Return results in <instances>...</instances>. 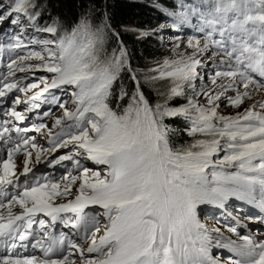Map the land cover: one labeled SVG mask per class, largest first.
Returning <instances> with one entry per match:
<instances>
[{"label": "snow or ice", "instance_id": "obj_1", "mask_svg": "<svg viewBox=\"0 0 264 264\" xmlns=\"http://www.w3.org/2000/svg\"><path fill=\"white\" fill-rule=\"evenodd\" d=\"M201 3L208 6L204 11L181 3V10L166 13L175 18L173 26L177 28L197 14L201 21L197 30L203 38H187L186 48H181L183 41L178 39L174 56L149 69L153 74L145 76V82H170L167 93L162 94L165 102L150 105L117 33L113 35L119 48L111 54L105 52L106 31L110 29L107 21L93 27L83 16L70 31L61 33L55 21L42 28L36 25L42 13L36 0H12L5 10L15 17L10 23H20L22 14L36 31L51 34L52 39L33 38L25 44L14 36L12 42L0 43V53H18L31 44L41 46L40 51L17 54L0 80V103H5L10 93L25 94L23 99L15 95L2 109L10 119L0 124L4 145L0 150L6 151V158L0 160V195L5 197L0 200V210H4L0 212V246L27 248L24 242L31 238L35 241L31 246L40 248L44 258L4 254L0 264H76L74 255L81 264H221L212 254L213 246L235 254L224 264H264V236L257 240L255 235H241L237 227L227 226L239 242L227 237L213 245L210 231L220 233V229L209 230L197 213L204 204L224 208L232 197L264 212V100L234 116L218 112L222 97L227 101L225 107L241 108L264 92V0ZM4 16L0 13V19ZM213 57L220 59L214 61ZM32 60L39 63H28ZM212 63L223 66L212 75V87L202 83L198 88L197 81L206 79L198 69ZM32 71L51 75L24 85L15 78L17 72ZM125 71L136 90L129 95L121 85L114 108L113 86ZM41 84L38 93L27 96ZM53 89L63 91L71 107L67 106L69 99L55 94L45 99L63 113L55 118L52 128L43 122L24 128L15 123L27 119L26 111L40 108L37 101ZM229 92L234 95H227ZM125 97L128 103L121 107ZM173 99L186 102L170 107L168 102ZM29 101L30 107L17 110L16 106ZM52 115L51 109L42 113L43 117ZM166 117L183 118L186 135L204 138L174 147L169 136L173 129L164 123ZM29 132L41 133L51 147L41 148ZM29 149L35 150V163L41 162L44 152L67 149L46 163L54 167L71 161L75 174L67 171L57 180L33 176L27 182L34 154ZM21 152L25 159L17 175L14 154ZM82 161L103 167L93 170ZM8 186L17 190L9 192ZM69 196L72 199H67ZM61 198L67 202L56 203ZM13 205L19 206L18 214ZM97 206L100 211L90 210ZM40 213L50 220L38 219ZM58 223L71 229L80 242L66 232L57 233ZM86 253L95 256L89 258Z\"/></svg>", "mask_w": 264, "mask_h": 264}, {"label": "trees", "instance_id": "obj_2", "mask_svg": "<svg viewBox=\"0 0 264 264\" xmlns=\"http://www.w3.org/2000/svg\"><path fill=\"white\" fill-rule=\"evenodd\" d=\"M188 1L190 0H36L38 7L42 10L36 25L42 28L55 21L58 22L62 33L65 30L70 31L83 16L90 19L93 27L107 21L110 29L106 31L105 52L111 54L113 49L119 48L117 37L113 35V33H117L119 40L123 42V46L127 50L132 71L140 80V91L144 93L150 105L163 104L165 95L162 94L167 93L170 82H164V80L145 82L144 78L153 74L149 72V69L156 67L158 62L174 56L173 47H169L168 43H163L160 40V37L163 38L161 29L175 20L174 17H169L166 13L181 10L178 5L181 3L188 5ZM198 1L201 2V0ZM11 3L12 0H0V6H2L0 12L8 9ZM207 7L204 5L203 9ZM183 10L190 11V9ZM192 15L189 16V24L192 23ZM20 16L24 17L22 14ZM141 33L145 35H141ZM178 39L183 41L182 38L177 37L171 43L175 44ZM210 81L208 82L207 78L203 82L198 80L197 87L199 88L202 83L209 86L211 85ZM166 84H168L167 88ZM121 85L129 95L136 90V85L130 74L127 71L122 73L120 79L113 86L114 95L111 98V104L114 108L116 106L115 94L118 93ZM202 98H198L200 102L203 100ZM222 99L224 98L222 97ZM224 101L226 100L224 99ZM185 102L183 99H173L168 103L170 107H175ZM127 103L128 97H125L120 102L121 107L126 106ZM164 123L173 129L169 136L170 143L174 147L186 145L195 138H204L186 135L184 132L186 123L181 117H166Z\"/></svg>", "mask_w": 264, "mask_h": 264}, {"label": "rangeland", "instance_id": "obj_3", "mask_svg": "<svg viewBox=\"0 0 264 264\" xmlns=\"http://www.w3.org/2000/svg\"><path fill=\"white\" fill-rule=\"evenodd\" d=\"M9 15H5L3 19H0V39H4L5 37L7 38L8 35H12L13 33H18L16 34V36H18L19 38H21L25 44L29 43V38H25L26 36L28 37H32L35 38L37 40V36L40 37L41 39H48L49 36L46 34H42V33H35L33 36L32 34L34 33V31L30 28V26L24 22L17 23V24H12L9 22ZM22 27V30H19V28ZM165 38L167 42H170L171 38L173 37L171 31L167 30L164 32ZM200 38H203V34L199 35ZM174 45L175 44H169V47H173L174 50ZM181 48H186V42L181 43ZM36 50V51H40L41 50V46L39 44H31V48L29 47V49H22V53L26 54V52L28 50ZM188 51L190 52L191 49H188ZM220 57H213L214 61H219ZM31 62L32 64H38L39 61L36 60H32V61H28ZM206 64L208 63L207 61L205 62ZM215 67H217L216 63H212L209 66L205 67V69H207V76L210 75L211 73H214L215 71ZM202 74H205L204 69H198ZM165 81H169V80H164ZM168 84H166V88H167ZM211 86V85H209ZM212 87V86H211ZM64 98L63 99H69L68 96H66L63 93ZM203 99V98H202ZM70 101V99H69ZM258 101V97L255 96L254 100H249L246 101L245 104L241 107V108H232V107H225L226 101H224V99L220 100L218 103L220 105V108L218 110L219 114H225V115H236L238 112H242L244 110V108L248 107L251 103H254ZM203 102V100L201 101ZM71 107V106H70ZM238 222H241L242 220L237 218ZM239 225V223H237V226ZM240 233V232H239ZM241 234V233H240ZM243 235V234H241ZM221 236H223L224 238L227 237H231V239L233 240H237L238 241V237L236 235H234L231 232H228L227 229L224 230V232H222ZM222 249V253L218 254V258H221V254H230V252L227 249L221 248Z\"/></svg>", "mask_w": 264, "mask_h": 264}]
</instances>
